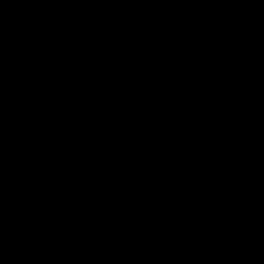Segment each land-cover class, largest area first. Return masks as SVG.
I'll return each instance as SVG.
<instances>
[{
	"label": "trees",
	"instance_id": "16d2710c",
	"mask_svg": "<svg viewBox=\"0 0 264 264\" xmlns=\"http://www.w3.org/2000/svg\"><path fill=\"white\" fill-rule=\"evenodd\" d=\"M106 25L0 0V264H264L263 123L210 150L183 119L129 126ZM42 114L59 143L32 151L18 119Z\"/></svg>",
	"mask_w": 264,
	"mask_h": 264
},
{
	"label": "flooded vegetation",
	"instance_id": "af4514ba",
	"mask_svg": "<svg viewBox=\"0 0 264 264\" xmlns=\"http://www.w3.org/2000/svg\"><path fill=\"white\" fill-rule=\"evenodd\" d=\"M88 1L116 35L124 116L204 122L215 149L264 125V0Z\"/></svg>",
	"mask_w": 264,
	"mask_h": 264
},
{
	"label": "rangeland",
	"instance_id": "374dc122",
	"mask_svg": "<svg viewBox=\"0 0 264 264\" xmlns=\"http://www.w3.org/2000/svg\"><path fill=\"white\" fill-rule=\"evenodd\" d=\"M48 113L49 112L44 114ZM44 114L36 116L35 119L31 120L35 121L33 126L31 124H28L30 123V117H26L23 115V118L21 117L20 119H18L19 122H27L24 123L25 129L28 130V134H26L25 136L28 139L27 144H30L32 151L35 149L43 151L46 147H50L59 143V140L57 138L58 134L54 133V129L57 128L56 122L53 120V118H51L49 122L47 119H43ZM131 120L132 118L129 119V117L124 116V121L126 123ZM50 132H53L54 134L50 135ZM216 144L217 142L215 140L211 141V143L207 144L206 150L214 148L213 146H215ZM24 208L30 211L29 207L25 206Z\"/></svg>",
	"mask_w": 264,
	"mask_h": 264
},
{
	"label": "water",
	"instance_id": "95a60500",
	"mask_svg": "<svg viewBox=\"0 0 264 264\" xmlns=\"http://www.w3.org/2000/svg\"><path fill=\"white\" fill-rule=\"evenodd\" d=\"M100 1H101V0H100ZM208 115H209V114H207V115L205 114V118L210 119V118H211V115H210V116H208ZM148 118H149V117L147 116V120H148ZM132 120H133V119H132ZM132 120H131V121H132ZM131 121H130V122H131ZM203 123H204V122H200V123L197 125V127H196V130H197V131H200L201 129H204V128H205V126H202ZM208 136H209V138H213L211 131H208Z\"/></svg>",
	"mask_w": 264,
	"mask_h": 264
}]
</instances>
